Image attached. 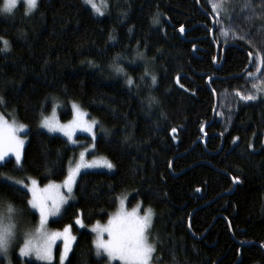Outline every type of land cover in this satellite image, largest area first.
<instances>
[{
    "label": "trees",
    "instance_id": "1",
    "mask_svg": "<svg viewBox=\"0 0 264 264\" xmlns=\"http://www.w3.org/2000/svg\"><path fill=\"white\" fill-rule=\"evenodd\" d=\"M104 2L101 16L82 0H38L30 15L23 4L0 12V49L4 40L10 49L0 52V114L27 128L20 165L12 158L0 165V209L11 204L23 229L36 225L28 193L4 177L64 180L91 139L77 135L72 146L39 122L54 103L68 121L75 102L98 121L94 154L114 172L81 173L72 200L49 223L73 226L71 264H109L75 220L105 222L126 192L154 213L158 264H264V95L249 102L235 95L255 91L264 77V69L249 75L264 58V0H222L219 14L210 0ZM226 44L236 46L222 54ZM0 264L39 263L13 251Z\"/></svg>",
    "mask_w": 264,
    "mask_h": 264
},
{
    "label": "snow or ice",
    "instance_id": "2",
    "mask_svg": "<svg viewBox=\"0 0 264 264\" xmlns=\"http://www.w3.org/2000/svg\"><path fill=\"white\" fill-rule=\"evenodd\" d=\"M27 5L26 15L31 14L38 6V0H24ZM86 5H91L94 12L103 15L104 13L96 6L94 0H84ZM210 6L217 14L224 11L222 0H210ZM17 7V0H4L3 7L0 12L11 14ZM247 9V5H245ZM251 18V17H249ZM154 24H159V16L153 18ZM183 32V28H181ZM221 34L228 36V32L223 30ZM235 38V34H233ZM2 39V38H0ZM110 39H114L110 37ZM4 47L0 52L9 51V43L7 40L3 41ZM142 56V54H140ZM252 57V53H249ZM256 62L260 64L257 67V72L264 69V58L256 57ZM114 71L126 76V82L129 87L133 86L135 81L132 77L124 73V69L118 64H113ZM147 70L145 75H147ZM250 76L255 75L249 73ZM143 79V77H141ZM153 84L156 83V76L151 77ZM179 83V79L177 80ZM264 77L261 78V84L254 83L252 87L256 92L245 94L241 91L235 93L240 101L249 102L258 98L259 93H264ZM4 101L0 99V104ZM74 118L68 125H61L59 121L53 117H45L42 121V127L49 132H60L67 137L68 141L76 144L74 136L77 131L88 133L94 142L96 140V128L98 121L85 119L86 113L82 112L79 107L73 104ZM24 124H17L13 121L11 124L0 115V161H3L6 156L12 154L15 156L17 165H20L22 158V151L25 141L18 133L25 131ZM203 127L201 131H203ZM175 133L176 129L173 128ZM235 142V141H234ZM89 148L80 152L79 161L75 162L74 167H69L68 174L62 184L49 183L43 189L37 186L35 179L30 180L29 183L24 181H15L14 184L21 185L22 188H27L31 194V198L27 201L31 209H34L39 214L38 225L34 231L26 232L25 239L19 249L20 257L35 256L36 260L51 264L53 248L57 241L63 242V249L60 254V264H71L70 253L73 251V245L76 237L72 234V225H66L62 230L49 231L48 224L50 217H56L61 214L63 205L72 199L73 186L77 182V176L81 174L82 169H91L104 167L112 169L113 164L104 157H99L91 162L85 161V155L89 152ZM72 162H70L71 164ZM171 166V164L169 165ZM233 182H237L233 178ZM66 189L67 195L62 190ZM199 191V189H197ZM120 210L112 217H110L106 226H101L97 223L91 231L96 233V239L93 241L95 248V255L97 257L106 256L109 264L112 261H120V264H158L159 257H156L157 244L151 237V228L153 227V211L148 208L143 215L139 214L138 209H133L132 212L124 210V200H120ZM17 210L11 204H8L5 209H0V254L7 256V253L16 240L17 223L15 217ZM75 224L84 227L81 218L77 217ZM105 233L107 239L104 238Z\"/></svg>",
    "mask_w": 264,
    "mask_h": 264
},
{
    "label": "rangeland",
    "instance_id": "3",
    "mask_svg": "<svg viewBox=\"0 0 264 264\" xmlns=\"http://www.w3.org/2000/svg\"><path fill=\"white\" fill-rule=\"evenodd\" d=\"M82 1H83V3H84V0H82ZM94 2H95V4H96V6L100 9V11L104 13V12H105V7H106V6H105V2H104V0H94ZM3 3H4V2H3ZM20 4H23V5H24V11H25V13H26V11H27V5H26V3H24V0H17V7H18ZM84 4H85V3H84ZM85 5H86V4H85ZM86 6H87L88 8H90L91 11H92L95 15L101 16L100 14H98V13H96V12L93 11L91 5H86ZM2 7H3V6H2ZM17 7H16V8H17ZM16 8H15V9H16ZM15 9H14V10H15ZM14 10H13V12H14ZM34 11H35V10H34ZM34 11H33V12H34ZM13 12H12V13H13ZM33 12H32V13H33ZM12 13H11V14H12ZM32 13H31V14H32ZM4 14H5L6 16L11 15V14H9V13H4ZM28 15H30V14H28ZM257 67H260V64H259V63L255 66V68L253 69V72H252V73H257ZM256 81H258V80H256ZM249 82L252 83L251 81H249ZM253 92H256V89H255V91H253ZM259 94L264 95V93H259ZM73 104L77 105V106L79 107V109H80L82 112L86 113L84 110H82V109L80 108V106H79L77 103H75V102H71L70 105H69L70 110H71V116H70V119H69L68 121L63 122V121L60 120V114H59V113H60V109H61V107H60V105H58L57 103H54L53 106H52V109H51L50 113L47 114V115H45V116H42V118H41V120H40V122H39V128H40L43 132H46V133H48V134L58 135V136L64 138V139H65L70 145H72V146H76V145H77V142H76V144H72L71 142L68 141L67 137L64 136L62 133H60V132H54V133H53V132H49L46 128L42 127V121L44 120V118H45V117H49V118H51V117H53V114L55 115V119H56L57 121H59V123H60L61 125H68V124L73 120V118H74ZM0 115H1V114H0ZM4 118H5L10 124H11L13 121H15L17 124H22V123L18 122V121H17L15 118H13V117H11V118H6V117H4ZM85 119H87V120H89V121H91V120H96V119H93V118H89L88 115H87V113H86ZM26 131H27V128H25V131H24V132H22V133H18V135H19L22 139H24L25 143H26V137L24 136V134L26 133ZM94 131H95V129H94ZM77 135H83V136L89 137V138L91 139L90 144H88V145L85 146V147H87V148L90 149L89 152L86 153V155H85V161H86V162H91V161L94 160V159H98L99 157H102V156H97V155L94 154L93 140H92V137H91L88 133H86V132H82V131H77L76 134H75V136H74V139H75V137H76ZM24 146H25V144H24ZM85 147L80 148V149L78 150L76 156L71 160L72 163L69 164V166H68V170H69V167H70V166H71V167H74V166H75V162H78V161H79V154H80V152H82V151L85 150ZM23 149H24V148H23ZM22 153H23V151H22ZM8 158H12V159H14V161H15V163H16L15 156L12 155V154H9L8 156H6V157L4 158L3 161H0V165H1L6 159H8ZM21 159H22V158H21ZM16 164H17V163H16ZM18 166H19V165H18ZM87 171H101V172H106V173H113V172H114V167H113L112 169H107V168H104V167L91 168V169H82V170H81V173H83V172H87ZM67 174H68V171H67ZM66 176H67V175H66ZM78 177H79V176H77V179H78ZM4 178H5V180H6L7 182H9V183H11V184H13V185H16L17 187H20L21 189L25 190V191L28 193V195H29V199L31 198V194L27 191V188H22L21 185L14 184V182H15V181H24V182H26V183H29V186H30V180H31V179H34V178H27V179H25V180L16 179V178L11 177V176H6V177H4ZM65 178H66V177H65ZM65 178H64V179H65ZM35 180H36V179H35ZM36 181H37V180H36ZM63 181H64V180H62L61 182H56V184H62ZM48 184H49V183H47V184H45V185H39V183L37 182V186H38L40 189H43V188H44L46 185H48ZM74 186H75V185H74ZM74 186H73V189H74ZM62 191H63V193H64L65 195H67L66 189H64V190H62ZM121 199L124 200V210L127 211V212H132L133 209H138L139 214H140V215H143V214H144V211H145L146 209H148V208L143 207L142 204H141V202H140L139 200H134V199H133V195H132L131 192H126V193H123V194L119 197L117 207H116V209L110 214L109 218H108L105 222H97V223H99L101 226H106V225L108 224V221H109L110 217L114 216V215L120 210V207H121V205H120V200H121ZM71 200H72V199H69L68 203H69ZM66 205H67V203H66L65 205H63V207H62V209H61V212H62L63 208H64ZM30 209H31V208H30ZM31 211H33L34 213H36L34 209H31ZM36 215H37V223H36V225H35L33 228H29V229H23V227H24V226L22 225L23 223H22V222H20V223H22V224L18 223V221H17V219H16V217H15V220H16V223H17V236H16V240H15V242L12 244V246L10 247V249H9V251H8V253H7V256H5V255H3V254H0V255L4 256V257H5L6 259H8V260H9L10 255H11V253H12L13 251H16V253L19 255V249H20V247L22 246L23 241H24V239H25V233H26V232H32V231H34L35 227L38 225L39 214L36 213ZM60 215H61V214H60ZM60 215H59V216H56V217H50V218H49V223H50V221H52V220L58 219V218L60 217ZM153 217H154V215H153ZM97 223H95V224H93V225H91V226H84V227H80V226H79V227H80V229H84V230H87L88 232H90V233L92 234V236H93V241H94V240L96 239V233L93 232V231H91V229H92L94 226H96ZM21 225H22V227H21ZM48 230H49V231H57V230L51 229L50 226H49V224H48ZM61 230H62V229H61ZM72 234H73V233H72ZM104 238L107 239V234H106V233H105V235H104ZM93 245H94V244H93ZM57 247H59V252H58V256H57V262H58V264H60V254H61V251H62V249H63V242H62V241H57V242H56V246H54V248H53V255H52L51 264L55 261V252H56V248H57ZM19 257H20V256H19ZM21 258H22V259H27V260H32V261L37 262V263H39V264H45V262H42V261H38V260H36L35 256H31V257H21ZM111 264H120V261H112Z\"/></svg>",
    "mask_w": 264,
    "mask_h": 264
},
{
    "label": "water",
    "instance_id": "4",
    "mask_svg": "<svg viewBox=\"0 0 264 264\" xmlns=\"http://www.w3.org/2000/svg\"><path fill=\"white\" fill-rule=\"evenodd\" d=\"M212 32H213V30L211 31V39H212ZM215 45V48H216V56H217V53H218V46L216 45V44H214ZM232 46H236V45H234V44H226V45H224L223 47H222V54L224 53V51H225V49L226 48H228V47H232ZM250 61H252V59H251V57H250ZM216 63V58H215V60H214V64ZM250 67V64H249V66H248V68ZM246 71H247V69L240 75V76H242V75H244L245 73H246ZM210 81H211V79H208V81H207V85H209V83H210ZM204 132V130L202 131V133ZM204 139H206V137L204 136Z\"/></svg>",
    "mask_w": 264,
    "mask_h": 264
},
{
    "label": "bare ground",
    "instance_id": "5",
    "mask_svg": "<svg viewBox=\"0 0 264 264\" xmlns=\"http://www.w3.org/2000/svg\"><path fill=\"white\" fill-rule=\"evenodd\" d=\"M213 29H211V31H212ZM250 65L252 64V61H250V63H249ZM250 68V67H249ZM248 69V68H247ZM248 71V70H247Z\"/></svg>",
    "mask_w": 264,
    "mask_h": 264
}]
</instances>
